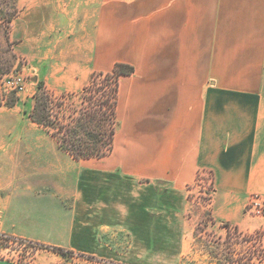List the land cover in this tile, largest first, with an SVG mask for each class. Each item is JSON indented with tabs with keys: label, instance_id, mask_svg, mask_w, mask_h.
<instances>
[{
	"label": "crops",
	"instance_id": "obj_1",
	"mask_svg": "<svg viewBox=\"0 0 264 264\" xmlns=\"http://www.w3.org/2000/svg\"><path fill=\"white\" fill-rule=\"evenodd\" d=\"M18 2L17 48L38 58L48 89L78 91L116 63L133 72L119 79L112 150L99 158L61 149L30 118L32 95L0 112L1 233L119 260L101 236L168 232L169 206L180 211L197 170L215 224L264 229V212L247 207L264 202V0ZM169 187L176 196L152 192ZM57 254L31 264L79 263Z\"/></svg>",
	"mask_w": 264,
	"mask_h": 264
},
{
	"label": "rangeland",
	"instance_id": "obj_2",
	"mask_svg": "<svg viewBox=\"0 0 264 264\" xmlns=\"http://www.w3.org/2000/svg\"><path fill=\"white\" fill-rule=\"evenodd\" d=\"M21 11L18 0H0V112H4V109L10 111L11 108L18 107L31 95L29 100H31L32 107L35 103L37 81H39L35 71L38 58L30 55L23 56L17 48L19 41L15 39L16 20L21 15ZM13 73L25 75L27 89L24 93H16L4 87V78ZM100 78V76L96 77L97 83L100 82ZM90 80L91 77L89 82ZM32 81L36 84L33 85ZM82 88L78 91L55 92L44 86L43 90L50 98L47 104L51 114L49 117L51 123L48 127L51 130H57L59 125L69 122L76 130H79L78 126L80 121L83 123V120L77 119H80L85 110L101 113L100 107L95 109L93 102L98 104L105 97L101 90L103 88L96 87L95 84L87 92H82ZM32 91L34 92L31 93ZM59 136L62 137L64 134L60 133ZM53 138L57 142L54 136ZM57 144L59 146L58 142ZM170 188L165 190L153 188L152 192L156 194L155 196H167L168 194L176 196V191ZM177 193L179 196V190ZM211 194L212 186L208 172L197 170L194 180L183 186L180 196H185V198L180 211L173 212L169 206V213L165 220L169 226L168 232L136 234L133 243L129 232L106 231L101 239L109 242L120 253L121 259L119 260L107 258H104L107 261L97 260L93 257H86L85 253L81 255L73 253L78 257L77 259L72 258L71 254L57 255L65 258L66 262L81 264H85L84 259L91 260L93 264L95 262L101 264H260L264 255V229L241 231L237 227L227 228L224 224H215L208 207ZM158 208V203L153 202L151 209L156 211ZM143 236L145 243L140 242V237ZM40 252L49 255L56 254L52 250L26 247L24 243L15 242L10 247L0 250V255L14 262L29 264L35 254Z\"/></svg>",
	"mask_w": 264,
	"mask_h": 264
},
{
	"label": "trees",
	"instance_id": "obj_3",
	"mask_svg": "<svg viewBox=\"0 0 264 264\" xmlns=\"http://www.w3.org/2000/svg\"><path fill=\"white\" fill-rule=\"evenodd\" d=\"M132 72V66L125 63H116L110 72L93 73L88 85L82 88V92L90 91L95 84L96 87L103 88L101 90L103 96L105 97L98 104L93 102L95 109L100 107L101 113H99V111L86 112L85 110L80 119H77L83 120V123L80 121L78 126L79 130H76L75 127L70 124V122L59 125L57 130H51V128L48 127L51 123V119H49L51 114L50 109L48 108L47 100L50 101V98L47 96V94H45L43 90V82L40 80L37 81L35 103L29 113V116L35 123L47 129L50 134L56 138L59 146L66 150L73 158L85 159L105 156L112 150L116 124L115 107L119 79L121 76L129 75ZM99 76L101 77L100 82L97 83L96 77ZM101 105L105 106V108H101L103 107ZM99 114L100 116H98ZM60 133L64 134V136L60 137ZM224 225L227 228H231L229 224ZM15 242L17 244L24 243L26 247H37L38 249H48L63 255H72L71 251L64 250L62 248L39 244L31 240L0 232V250L10 247V245ZM0 257L5 258L1 255ZM15 262L26 264L18 261Z\"/></svg>",
	"mask_w": 264,
	"mask_h": 264
},
{
	"label": "built area",
	"instance_id": "obj_4",
	"mask_svg": "<svg viewBox=\"0 0 264 264\" xmlns=\"http://www.w3.org/2000/svg\"><path fill=\"white\" fill-rule=\"evenodd\" d=\"M3 85L7 90H13L16 93H24L27 89V79L24 74L21 73H13L6 76L3 80ZM257 196H252L250 203L247 207H254L257 212H261L264 210V202H262V206L257 202ZM260 206V208H259Z\"/></svg>",
	"mask_w": 264,
	"mask_h": 264
}]
</instances>
